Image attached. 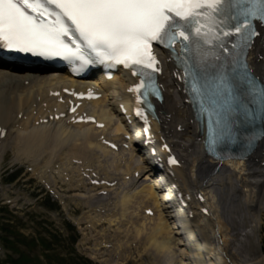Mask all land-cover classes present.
Wrapping results in <instances>:
<instances>
[{
	"label": "snow or ice",
	"instance_id": "6c2138e0",
	"mask_svg": "<svg viewBox=\"0 0 264 264\" xmlns=\"http://www.w3.org/2000/svg\"><path fill=\"white\" fill-rule=\"evenodd\" d=\"M257 21L264 23V0H0V47L81 66L123 65L140 78L139 101L149 89L158 95L153 44L173 54L177 42L182 52L195 45L194 57L184 61L185 84L207 116L212 152L231 139L234 115L264 118V85L246 61ZM228 37L231 51L222 39Z\"/></svg>",
	"mask_w": 264,
	"mask_h": 264
},
{
	"label": "bare ground",
	"instance_id": "6f19581e",
	"mask_svg": "<svg viewBox=\"0 0 264 264\" xmlns=\"http://www.w3.org/2000/svg\"><path fill=\"white\" fill-rule=\"evenodd\" d=\"M261 41L263 42L254 45L248 61L255 74L264 80V40L261 39ZM7 69L8 71L0 70V127L8 130L9 137L12 134L15 135L14 139L19 147H26L28 153L39 150L38 152L41 154L53 156L57 153V149H60L58 145L59 142H63L62 139H66L63 143L73 141L77 143L80 140L78 145L72 144L73 158H78L79 155L87 157L75 147L79 145L85 147L96 158L99 156L106 158L111 155L102 147L90 142V134L94 136L101 133L109 136L108 127L101 131H93L92 127L76 129L78 131L56 128L52 135L50 130L44 127L31 132L19 133L18 130L31 126V117L34 115L42 117L43 112L39 110L41 103L38 104V100H46L49 89L69 80L60 74L34 75L26 78L24 73L11 74L10 66ZM4 78H8V80L4 81ZM25 81H29V87L21 85ZM115 81L116 79L106 89L105 98L93 103L90 109V113L98 122H107L109 126L118 117L114 112V100L111 97L114 92L111 91H117L122 86V81ZM163 83L168 88V82L164 81ZM173 94L174 92L166 93L161 109L160 120L162 123L159 127L155 126L153 130L158 133L159 137L169 141L172 148L178 153L181 166L171 170L181 180L185 192L192 197L200 194L202 199L207 202L206 205L210 210L208 225L201 232L202 241L196 243L180 229L170 228L167 218L160 214V206H158L160 201L157 196L159 194H156L158 185L155 182L148 184L149 178L146 176L142 178L143 174L139 175V180L135 183L139 187L137 190L142 188L140 192L136 193V199L133 198L134 194L132 197L128 195L120 197V205L123 210L121 215H127L130 211L129 217L137 215L136 217L141 221V223H136L135 219L137 229L134 231L137 232L133 234L134 232L130 231L132 237L136 240L139 239L140 242L143 241L146 244L145 249L150 246L156 249L149 254L151 264H164L165 258L168 261L166 264H189L190 262L204 264L206 255L210 256V260L214 256H219L222 264H264V254L260 253V240L256 236L257 233H261L260 225L264 220L262 219L264 217V167H262L264 165V139L261 141L260 149L249 157L248 162L220 163L208 160L201 151L184 107ZM20 113H23L25 120H17L16 116ZM37 121L38 119L33 120V123ZM178 127L182 129L180 132H178ZM7 140L8 137L2 142L0 151L6 148ZM20 151L23 153V150L20 149ZM128 157L129 164H132L131 152ZM142 160L143 158L140 159V161ZM80 162L81 167L94 169L93 164L88 165L84 160ZM143 169L140 166L135 168L141 173H143ZM128 172L123 175V178L107 176L102 179L107 182L111 179V181L120 183L121 179L125 180L127 175H131L130 180L126 183L131 186L134 174ZM99 175L103 174L99 173ZM148 202L157 213L153 218L140 215L141 207L147 206ZM130 226H132L131 223ZM124 229L122 228L119 232L121 233ZM124 233H126L127 239L131 237L128 230L127 232L123 231ZM119 236L122 237V235ZM236 243L239 244L238 249L235 248ZM180 246L185 248L187 253ZM253 255L256 257L252 260L250 257Z\"/></svg>",
	"mask_w": 264,
	"mask_h": 264
},
{
	"label": "rangeland",
	"instance_id": "374dc122",
	"mask_svg": "<svg viewBox=\"0 0 264 264\" xmlns=\"http://www.w3.org/2000/svg\"><path fill=\"white\" fill-rule=\"evenodd\" d=\"M13 152L14 150L7 149L0 157V179L3 178L5 172L9 169L15 167L18 168V155ZM43 152L45 151L43 150ZM44 157L49 158L48 155L41 154L39 159ZM55 157L56 155L53 158ZM26 161H31V158H26L24 162ZM12 187L14 188L11 190V193L19 195V201L13 204V207L20 210L18 214L24 219L20 220L19 224L15 222L16 230L27 236L29 239H47L46 237L52 236L54 238V240L52 239L53 243L49 244L53 251L51 258L54 259V264H87V262H85L86 260L90 262L89 264H110L111 261L109 262V258L111 255L119 257V259L116 260L117 264L150 263L149 254L152 251V247L150 246L148 249H145L146 244L143 243V241L140 242L139 239L136 240L132 237V232L137 229L134 224L132 225L133 228L132 226H123L119 228L118 225L107 224V220L110 221L112 218H108L105 220L106 224H103L101 223V214L97 211L90 210L89 212H86L88 223L77 226V229H74L73 231L67 230V223L63 214L67 212L71 216L81 215L83 213V197L90 198V195L83 193L81 190L68 194L61 190V193L64 194L62 199L64 206L62 209L63 211L58 209L56 212H50L42 206L47 202L45 197L40 196L39 199L38 197H32V195L37 192L38 186L34 181H31L30 177H23V174H20L18 176V181L15 182ZM28 200L29 202H27ZM49 209L54 210L53 208ZM11 214H13V212L10 213V216H14ZM30 216L33 217L31 221ZM106 217L103 218L106 219ZM262 219H264V217ZM9 221L12 222L11 220ZM33 221L34 224L31 223ZM260 227L262 228L261 233H257L256 236L260 240V253L264 254V220L261 221ZM122 228H125L123 231H132L129 234V236H131L129 239L124 235L126 233L123 234L125 238L120 239L117 232L118 230H122ZM109 230H111L112 233ZM75 239L77 240L76 243L73 242ZM10 240H13V238ZM108 243L112 244L111 249H104L102 245ZM34 244L35 246L31 248L32 252H40L43 255L46 254L45 252L40 251L41 247L36 242ZM235 245V248L238 249L239 244L237 245L236 243ZM132 246H134V249H131ZM140 246L141 248L139 249ZM181 249H183L184 252L187 251L183 247ZM105 253H107V255H105ZM255 255L251 256L250 259L253 260V258L256 257ZM206 259H209V256L206 255L204 263L206 262ZM113 262L114 260L112 259V263ZM209 263L211 264L212 262L210 261Z\"/></svg>",
	"mask_w": 264,
	"mask_h": 264
},
{
	"label": "trees",
	"instance_id": "16d2710c",
	"mask_svg": "<svg viewBox=\"0 0 264 264\" xmlns=\"http://www.w3.org/2000/svg\"><path fill=\"white\" fill-rule=\"evenodd\" d=\"M18 264H23V262L20 261Z\"/></svg>",
	"mask_w": 264,
	"mask_h": 264
}]
</instances>
